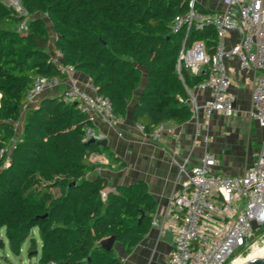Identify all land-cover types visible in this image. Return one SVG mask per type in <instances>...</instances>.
<instances>
[{"label":"trees","instance_id":"obj_1","mask_svg":"<svg viewBox=\"0 0 264 264\" xmlns=\"http://www.w3.org/2000/svg\"><path fill=\"white\" fill-rule=\"evenodd\" d=\"M20 3L30 15L22 32L16 27L26 16L0 2V230L19 255L26 240L36 249L32 231L37 228L38 264H120L99 242L113 236L129 252L148 233L157 204L146 183L118 186L102 198L106 180L88 177L93 171L88 157L107 148L84 140L87 115L60 97H44L24 109L16 132L34 78H64L51 61L50 36L38 14H46L53 27L52 47L61 63L85 75L116 117H125L145 70L147 82L132 111L145 133L190 119L187 90L206 74L177 71V56L196 40L212 54L215 30L208 25L202 31L171 32L174 18L188 12V0ZM194 9L213 13L197 3ZM52 188L59 189L57 197Z\"/></svg>","mask_w":264,"mask_h":264},{"label":"built area","instance_id":"obj_2","mask_svg":"<svg viewBox=\"0 0 264 264\" xmlns=\"http://www.w3.org/2000/svg\"><path fill=\"white\" fill-rule=\"evenodd\" d=\"M196 1L188 0V12L176 16L171 27V32L176 33L183 28L202 31L211 25L216 33L212 54H208L202 41L196 40L189 47L183 45L177 56V71L183 68L192 75L202 71L206 74L205 81L192 89L208 90L210 98L198 104L191 89L187 90L185 102L191 114L196 117L201 112L206 118L213 114L224 118L238 115L229 92L230 72L227 66L229 60L236 59L240 71L253 73L248 113L264 129V0H222L225 8L211 14L196 11ZM21 14L26 19L16 27L19 32L26 30L28 19L26 12ZM60 57L56 51L51 61L64 75L63 79L69 82L59 95L61 101L76 103L80 112L87 115L89 126L85 130V141L103 140V134L94 127L95 121L100 119L111 125L120 118L112 113L107 98L97 94L90 82L81 85L71 77L75 71L73 66L63 65ZM59 82L55 77L34 78L27 91L25 105H34L44 91L57 87ZM168 124L172 122L156 126L148 133L149 138L159 140ZM139 128L142 129L141 125ZM200 141L206 143L207 136L196 126L192 146L197 147ZM263 148L254 162L238 176L217 173L214 168L218 159L207 149L198 164L188 168L187 155L178 165L184 179L170 195L160 224V229L172 235V248L165 264H229L264 245ZM180 151L178 144L174 152ZM101 195L105 197L103 193ZM151 226H158V223L152 220Z\"/></svg>","mask_w":264,"mask_h":264},{"label":"crops","instance_id":"obj_3","mask_svg":"<svg viewBox=\"0 0 264 264\" xmlns=\"http://www.w3.org/2000/svg\"><path fill=\"white\" fill-rule=\"evenodd\" d=\"M196 2L210 12L225 8L222 0ZM230 43L231 39L228 41V44ZM52 51L56 52L53 48ZM48 53L51 57L49 50ZM227 66L230 72L229 92L233 97V105L238 110L235 117L224 118L213 114L206 118L201 112H198L196 117L191 114L190 119L182 124H168L167 129L170 130H164L159 140L152 141L132 116L134 104L147 82L145 70L141 68V81L128 102L125 117L111 125L100 119L95 121L94 127L103 134L107 149L88 157L89 164L93 166V171L88 177L100 176L106 180L107 187L102 192L104 196L108 192H114L118 186L143 181L157 204L152 220H155L158 226H151L131 251L127 252L122 245L114 243L112 250L120 264H165L172 248V235L160 229V224L164 220L170 195L178 189L184 179L178 165L187 155L190 168L199 163L201 155L207 149L218 159L214 168L217 173L238 176L254 162L257 153L264 147V129L258 126L248 113L251 108L253 73L240 71L236 59L229 60ZM71 77L81 85L89 82L85 75L77 71H74ZM68 83L67 79H61L57 87L44 91L34 105L41 98L58 97ZM190 92L198 104H203L210 98L208 90L191 89ZM32 106L23 107L21 120L15 126L18 134L21 131L24 109ZM196 126L207 136V142L200 141L197 147H193ZM254 141L258 145L257 149L252 147ZM178 144L181 151L176 154L174 151ZM49 191L53 197L60 193L58 188Z\"/></svg>","mask_w":264,"mask_h":264},{"label":"rangeland","instance_id":"obj_4","mask_svg":"<svg viewBox=\"0 0 264 264\" xmlns=\"http://www.w3.org/2000/svg\"><path fill=\"white\" fill-rule=\"evenodd\" d=\"M0 2L3 3L5 6L14 8L16 11H18L20 13L23 12V8L21 6L20 0H16V1L15 0H0ZM38 15L41 16L45 22L46 30L48 32V35L50 36V41L48 44V50L51 54L50 58H54L56 56V52L55 53H53V51L51 52V49L53 48L52 47V41L55 37V32H54L53 27H52L51 23L49 22L46 14L41 13ZM27 16H28V18L30 17V15H27ZM253 130L254 129L251 130V133H253ZM252 144H253L252 147L254 149L258 148V145H257V143L255 144V141ZM10 148H11V146H10ZM32 236L35 239L36 249L35 250L31 249L29 240H26V242L23 244V246L20 250V254L14 255L9 249L8 242H7V239H6L5 234H4V230L1 229L0 230V238H1L4 246L2 249H0V264H35L36 262L38 263L37 259L40 255L41 244H40V239L38 236L37 228H35L32 231ZM236 253L237 252H235L234 254H236ZM246 255H244V256H246Z\"/></svg>","mask_w":264,"mask_h":264},{"label":"water","instance_id":"obj_5","mask_svg":"<svg viewBox=\"0 0 264 264\" xmlns=\"http://www.w3.org/2000/svg\"><path fill=\"white\" fill-rule=\"evenodd\" d=\"M58 97H60V96H58ZM90 142H94V141L90 140ZM95 143H97L100 146H106V140L96 141ZM114 243H115V239L113 236H111L109 238L101 240L99 242V245L103 249L110 251V250H112ZM236 264H264V254L257 256V257H254V258H251V259H247V260L238 262Z\"/></svg>","mask_w":264,"mask_h":264},{"label":"bare ground","instance_id":"obj_6","mask_svg":"<svg viewBox=\"0 0 264 264\" xmlns=\"http://www.w3.org/2000/svg\"><path fill=\"white\" fill-rule=\"evenodd\" d=\"M264 254V245L262 247H258L253 249L251 252H249L246 256L243 257H237L236 259H234L233 261H231L229 264H236L238 262L247 260V259H251L260 255Z\"/></svg>","mask_w":264,"mask_h":264}]
</instances>
